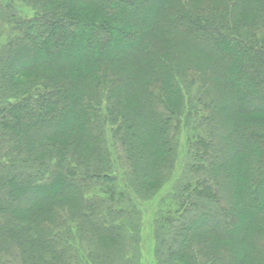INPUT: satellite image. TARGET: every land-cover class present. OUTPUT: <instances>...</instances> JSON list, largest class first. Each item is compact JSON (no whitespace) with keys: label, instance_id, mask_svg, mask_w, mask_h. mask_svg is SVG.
Wrapping results in <instances>:
<instances>
[{"label":"trees","instance_id":"1","mask_svg":"<svg viewBox=\"0 0 264 264\" xmlns=\"http://www.w3.org/2000/svg\"><path fill=\"white\" fill-rule=\"evenodd\" d=\"M167 182L156 264H264V0H0V264H142Z\"/></svg>","mask_w":264,"mask_h":264},{"label":"rangeland","instance_id":"2","mask_svg":"<svg viewBox=\"0 0 264 264\" xmlns=\"http://www.w3.org/2000/svg\"><path fill=\"white\" fill-rule=\"evenodd\" d=\"M85 13H89L91 11L90 8H85ZM182 144L186 145L185 138L182 139ZM181 167L177 169V172ZM173 182V181H172ZM172 183L167 182L163 184V186L155 193V196H150L149 198L142 197L140 195L136 198L135 204L138 206L137 216L140 222L141 228V258L142 264H156L155 256H154V248H155V218L158 215L159 208L162 200L166 197L170 186ZM136 219V216L132 217Z\"/></svg>","mask_w":264,"mask_h":264}]
</instances>
